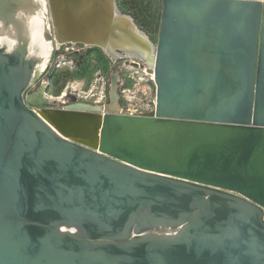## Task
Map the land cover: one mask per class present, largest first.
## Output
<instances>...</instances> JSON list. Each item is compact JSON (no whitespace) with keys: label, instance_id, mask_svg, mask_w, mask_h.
Segmentation results:
<instances>
[{"label":"water","instance_id":"obj_1","mask_svg":"<svg viewBox=\"0 0 264 264\" xmlns=\"http://www.w3.org/2000/svg\"><path fill=\"white\" fill-rule=\"evenodd\" d=\"M36 3L0 0V264H264V0H161L154 109L103 112L94 147L26 92Z\"/></svg>","mask_w":264,"mask_h":264},{"label":"bare ground","instance_id":"obj_2","mask_svg":"<svg viewBox=\"0 0 264 264\" xmlns=\"http://www.w3.org/2000/svg\"><path fill=\"white\" fill-rule=\"evenodd\" d=\"M85 1L46 0L54 46H59L65 42H81L84 45L101 49L112 60L131 58L137 61H145V64L152 71L151 76L153 79L154 44L148 36L137 28L129 15L120 12L116 0H100L102 9L106 12V15L99 17L96 14V9H94L93 13L89 15V19L87 21H80L79 24L75 21L74 9L78 2L84 3ZM44 13L45 11H43ZM43 18L45 20V14ZM102 18L106 19L105 22L101 20ZM42 21L43 19H41L40 15L33 16L28 21L30 34L29 52H33L31 51L32 47L36 43L35 40H37L38 35H41L42 30L46 31V27ZM0 40L1 42H7L6 37L0 38ZM10 43L12 42L10 41ZM39 47L38 44L37 48ZM137 61L132 62V64L136 65L139 69H143V65ZM110 96V102L103 107L75 102L66 107H42L46 108L45 112L49 113L44 115L40 112V114L60 136L83 145L94 147L95 135L92 132L93 126L101 120L103 112H117L120 107L119 102L116 100L118 93L112 89ZM60 97V94L48 96L49 99L53 100L60 99ZM34 98L36 101L41 100L39 95L34 96ZM42 108L38 107V110L41 111ZM151 111L153 110L148 111V113Z\"/></svg>","mask_w":264,"mask_h":264},{"label":"rangeland","instance_id":"obj_3","mask_svg":"<svg viewBox=\"0 0 264 264\" xmlns=\"http://www.w3.org/2000/svg\"><path fill=\"white\" fill-rule=\"evenodd\" d=\"M116 4L120 12L129 15L137 28L145 33L155 45L160 24L161 0H116ZM46 10L48 12V8ZM72 47L79 49V55H75L79 66L75 67L69 64L67 57L64 58L61 66H55L53 73L48 78V80L51 79V88L46 92L48 96L60 94L59 92L63 91L65 87H68L67 91L76 88L75 93L79 97L75 95L73 97L68 92V102H85L88 105L103 107L101 104L107 105L109 102V94H105L101 104H93L103 96L95 88L101 78L107 81L108 74L113 72L120 73L123 84V93L118 91L119 104L124 106L127 103H137L143 110L150 109L155 97V85L151 76L152 71L145 61L125 58L110 63L105 54L98 50L99 48L97 52H94L92 48L89 49L87 45L83 44ZM135 61L143 65L144 68H137L132 64ZM92 86L95 88L90 91ZM62 93V95L65 94L64 91ZM53 104L58 105L59 103L53 101Z\"/></svg>","mask_w":264,"mask_h":264},{"label":"flooded vegetation","instance_id":"obj_4","mask_svg":"<svg viewBox=\"0 0 264 264\" xmlns=\"http://www.w3.org/2000/svg\"><path fill=\"white\" fill-rule=\"evenodd\" d=\"M36 3V7L34 10V13L32 15L29 16L28 21L31 19V17L33 16H37L40 15L41 19H43L42 22H44V25L46 27V31L43 29L41 32V35H38L36 43H34L32 50L33 52H29V54L31 55H36L38 57H40V61L39 63L36 65V68L34 70V74L32 76L31 82L28 86L29 90L28 92H36L37 89H39L42 85H44L46 87L45 92H43V94H47L46 92L51 88L50 85V81L51 79L48 80V78L50 77V75L53 73L54 67H55V62H56V58L58 57V55H62L63 57H67V62L71 65H74L75 67L79 66V63L76 62L75 60V55H79V49L73 47V48H68V50H66V48H62V50L60 51H55V46H54V42L52 41V39H49L46 35L47 34H51L50 31V22L48 25V12H47V4H46V0H35ZM43 11H45V15L46 18L44 20V14ZM65 43H72V42H65ZM74 43V42H73ZM39 44V48H37V45ZM63 44V43H62ZM78 45H81L82 43H77ZM36 45V46H35ZM84 45V44H83ZM35 46V49H34ZM75 46V45H74ZM88 48H92V51L97 52V47H92V46H88ZM100 52L101 49H98ZM121 52V51H118ZM72 55V57H71ZM69 57V58H68ZM117 59H125V58H117ZM49 81V82H46ZM62 92V91H61ZM59 92V93H61ZM63 94V93H62ZM60 95V99L64 98V95ZM53 100V99H51ZM59 99H56L54 101H58ZM70 105V104H69ZM66 107L68 105H53L50 107Z\"/></svg>","mask_w":264,"mask_h":264},{"label":"built area","instance_id":"obj_5","mask_svg":"<svg viewBox=\"0 0 264 264\" xmlns=\"http://www.w3.org/2000/svg\"><path fill=\"white\" fill-rule=\"evenodd\" d=\"M74 45H78V44L77 43H63V44H60L59 46H56L55 51L56 52L60 51V50H62V48H66V47H67L66 50H68V48H70V49L73 48L72 46H74ZM69 46H71V47H69ZM105 56L109 59L110 63H115V62H117V60H119V59L112 60L111 57L106 55V54H105ZM64 58L65 57H63L61 54L58 55V57L56 58L55 66H57V67L61 66V63L63 64ZM111 75H116V91H117V93H118V91L123 93V84H122L120 73H113V72L109 73L107 76V81H104V79L101 78V80L98 81V86H96V88H95V86L91 87L90 91H93L95 88V90L99 91L103 95L100 97L99 100L95 101L93 104H97V103L101 104L102 98L105 97L106 93H109ZM67 88L68 87H65V89L63 90L65 92L64 98L59 99L57 101L59 103L58 105L65 106V105H69L72 103V102L71 103L68 102V100H67L68 99V94H67L68 92H69V95H71V96L73 95V97H74V95L76 96V93H75L76 88H73L71 91H67ZM28 91L29 90H26L27 93H30ZM62 92L60 93V95L62 94ZM43 96L46 97V99L49 103L48 107L54 105L53 104L54 100L49 99L48 94H43ZM76 97H79V95ZM118 101H119V96H118ZM101 105L104 106L103 104H101ZM154 106H155V97L152 101V105L150 106V109H148V110H143V108L141 106H139L137 103H127V105H124V106L120 105L118 113L125 114V115H144L148 111L153 110ZM29 107L35 111L38 108V107H34V106H29Z\"/></svg>","mask_w":264,"mask_h":264}]
</instances>
